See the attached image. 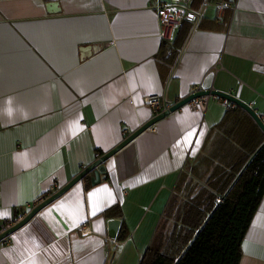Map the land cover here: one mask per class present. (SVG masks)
<instances>
[{
	"label": "crops",
	"instance_id": "obj_1",
	"mask_svg": "<svg viewBox=\"0 0 264 264\" xmlns=\"http://www.w3.org/2000/svg\"><path fill=\"white\" fill-rule=\"evenodd\" d=\"M161 1L0 0L3 218H23L120 144L125 128L130 135L150 120L147 96L171 105L215 88L264 120V0L210 4L172 39L162 36ZM180 30L177 54L161 55ZM211 98L206 111L186 104L159 120L109 157L99 179L87 174L1 240L0 264H141L187 162L230 106ZM114 218L125 240L109 236ZM242 250L240 264H264V197Z\"/></svg>",
	"mask_w": 264,
	"mask_h": 264
},
{
	"label": "trees",
	"instance_id": "obj_2",
	"mask_svg": "<svg viewBox=\"0 0 264 264\" xmlns=\"http://www.w3.org/2000/svg\"><path fill=\"white\" fill-rule=\"evenodd\" d=\"M184 32L171 46L163 43L161 55L177 54ZM263 143L253 117L231 103L202 151L187 162L141 264H175L211 213L178 264H240L243 240L264 197ZM127 237L121 232L117 238Z\"/></svg>",
	"mask_w": 264,
	"mask_h": 264
},
{
	"label": "water",
	"instance_id": "obj_3",
	"mask_svg": "<svg viewBox=\"0 0 264 264\" xmlns=\"http://www.w3.org/2000/svg\"><path fill=\"white\" fill-rule=\"evenodd\" d=\"M202 95H215L218 97L225 98L231 103L237 104L247 110V112L253 117V119L256 121V123L259 125V127L264 132V120L262 116L257 112L253 106L241 99L240 97H237L235 94L221 91L218 89H201L194 92H191L187 96L180 98L179 101L171 104L165 111L160 112L159 114L153 116L150 120H148L145 124L138 127L137 130H135L132 134H130L127 138H125L120 144H118L113 149L106 152L103 156L98 157L97 160H95L93 163H91L89 166L84 168L79 174H77L72 180H70L67 184H65L63 187L59 188L57 191H55L50 196L44 198L41 202H39L37 205H35L22 219H20L17 223H15L12 227L4 231L0 234V241L6 238L7 236L11 235L13 232L18 230L20 227L24 226L26 223H28L33 216L38 213L41 209H43L48 204L52 203L54 200L61 197L63 194H65L69 189L74 186V184L78 183L80 180H82L87 174L91 172H95L97 179L100 178L99 169L102 167L103 163L111 157L113 154H115L117 151H119L121 148H123L125 145L129 143V141H132L135 137H137L139 134H141L143 131L147 130L148 128L154 126L159 120L163 119L164 117L168 116L170 113L178 110L179 108L186 105L191 99H194L196 97H200ZM168 103V102H167ZM264 145V143H263ZM263 145L261 147H263ZM261 147L259 149H261ZM212 213L207 218L205 223L201 226V228L197 231V234L194 236V238L191 240L187 248L183 251L181 256L177 259L175 264H178L184 253L187 251V249L190 247V245L194 242V240L199 235L202 228L207 223L208 219H210ZM121 226V219L114 218L109 221V236L113 239H115L118 236V232Z\"/></svg>",
	"mask_w": 264,
	"mask_h": 264
},
{
	"label": "built area",
	"instance_id": "obj_4",
	"mask_svg": "<svg viewBox=\"0 0 264 264\" xmlns=\"http://www.w3.org/2000/svg\"><path fill=\"white\" fill-rule=\"evenodd\" d=\"M158 5V15L162 27V36L165 39H172L175 31L183 24L185 21L197 24L204 14V10L208 5L213 4L218 7L219 10L222 8L231 6V3L228 0H202L201 6L199 8L193 7V0H162ZM222 17L221 14L218 15ZM211 97H217L215 95H202L191 99L187 105L191 109H197L201 111H206L209 107ZM229 101L227 100V103ZM145 103L153 108L154 116L159 114L162 111H165L170 104L165 101L164 97L161 94H153L145 98ZM228 104H231L229 102ZM128 129L125 128L123 131L124 138H127ZM102 154L97 153V157L100 158ZM38 201V200H37ZM0 208H1V195H0ZM20 219L11 220L5 219L1 216L0 213V234L12 227ZM80 232L83 235H87L92 232V230L86 226L82 225L79 228ZM1 242V241H0Z\"/></svg>",
	"mask_w": 264,
	"mask_h": 264
},
{
	"label": "clouds",
	"instance_id": "obj_5",
	"mask_svg": "<svg viewBox=\"0 0 264 264\" xmlns=\"http://www.w3.org/2000/svg\"><path fill=\"white\" fill-rule=\"evenodd\" d=\"M12 111H13V110H12L11 108H8V109H7V112H8L9 115L12 114Z\"/></svg>",
	"mask_w": 264,
	"mask_h": 264
},
{
	"label": "snow or ice",
	"instance_id": "obj_6",
	"mask_svg": "<svg viewBox=\"0 0 264 264\" xmlns=\"http://www.w3.org/2000/svg\"><path fill=\"white\" fill-rule=\"evenodd\" d=\"M93 214H95L94 212H93ZM2 215H6V213H3ZM31 264H36V261H31Z\"/></svg>",
	"mask_w": 264,
	"mask_h": 264
},
{
	"label": "rangeland",
	"instance_id": "obj_7",
	"mask_svg": "<svg viewBox=\"0 0 264 264\" xmlns=\"http://www.w3.org/2000/svg\"><path fill=\"white\" fill-rule=\"evenodd\" d=\"M172 224H173V222L170 221V222H169V227H170V228L172 227Z\"/></svg>",
	"mask_w": 264,
	"mask_h": 264
}]
</instances>
